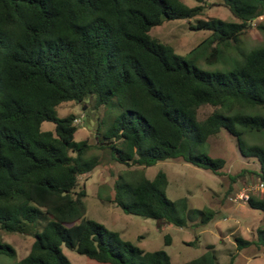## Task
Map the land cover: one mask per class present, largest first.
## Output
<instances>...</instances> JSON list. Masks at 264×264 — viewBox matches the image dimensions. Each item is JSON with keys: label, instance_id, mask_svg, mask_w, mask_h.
<instances>
[{"label": "trees", "instance_id": "1", "mask_svg": "<svg viewBox=\"0 0 264 264\" xmlns=\"http://www.w3.org/2000/svg\"><path fill=\"white\" fill-rule=\"evenodd\" d=\"M195 1L0 0V229L33 238L17 264H72L62 246L108 264H171L165 250L145 251L85 217L86 189L78 180L100 163L97 155L86 157L92 146L125 166L181 157L219 173L225 159L209 155L205 144L224 129L241 156L257 159L264 182V145L245 138L264 133V45L243 51L239 44L264 14V0H217L238 21L209 17L190 25L210 30L203 40L209 61L228 47L241 56L225 71L201 69L148 33L164 19L202 14L204 0ZM256 26L264 35V23ZM86 100L103 108L93 144L74 139V114L56 111L63 102ZM206 104L214 109L199 119ZM43 121L54 129L42 130ZM166 185L162 170L151 179L142 169L126 170L108 200L154 219L157 228L213 217L212 210L188 207L186 198L170 199ZM246 203L264 213V194H249ZM255 237L264 246V228ZM235 242L237 249L253 243L241 236ZM0 254L13 256L15 249L0 240ZM216 262L207 251L183 264Z\"/></svg>", "mask_w": 264, "mask_h": 264}, {"label": "rangeland", "instance_id": "2", "mask_svg": "<svg viewBox=\"0 0 264 264\" xmlns=\"http://www.w3.org/2000/svg\"><path fill=\"white\" fill-rule=\"evenodd\" d=\"M181 1L188 6L196 4L195 0ZM216 2L204 0L202 14L188 19H164L160 24L151 26L148 33L170 45L177 54L193 59L201 69H231L241 60L237 51L232 47L224 48L217 60L209 61L207 57L210 48L203 40L210 35V30L190 28L198 18L218 17L226 21H238L227 7ZM258 23H264V14L253 19L250 27L240 35L239 44L243 51L264 45V35L256 26ZM213 109V106L207 104L200 106L198 118H204ZM56 111L59 116L72 113L79 119L74 133L75 140L86 138L91 144L94 143L96 123L103 115L102 107L95 109L92 101L88 100L68 101L59 104ZM261 111L264 112V108ZM41 129L53 130L54 124L43 121ZM245 138L249 143L264 145V133H246ZM205 149L209 155L225 159L219 173L194 166L181 157L159 160L147 167L125 166L113 160L108 150L92 146L86 152V157L97 155L100 163L78 180V186L84 185L86 189L83 198L85 217L117 231L121 238L145 251L165 250L171 264H183L207 251L215 254L216 264H264V246L254 243L255 229L264 228V213L250 208L245 197L249 194H264V182L257 176L259 162L254 157L241 156L235 138L224 129L208 138ZM132 169H142L150 179L159 170L164 171L167 176L165 193L170 199L186 198L188 207L212 210L213 217L204 224H194L187 220L185 226L165 224L157 228L152 218L125 213L108 198L113 194L116 176ZM166 234L170 236L169 242L165 240ZM236 236L252 240L253 243L237 249ZM0 240L15 249L13 256L0 254V264H17L28 253L33 238L0 229ZM209 245L212 247L209 248ZM62 250L72 264H108L90 259L65 246H62Z\"/></svg>", "mask_w": 264, "mask_h": 264}, {"label": "built area", "instance_id": "3", "mask_svg": "<svg viewBox=\"0 0 264 264\" xmlns=\"http://www.w3.org/2000/svg\"><path fill=\"white\" fill-rule=\"evenodd\" d=\"M79 122V119L78 118H75L74 119V123L77 124ZM262 185V184H261ZM246 199H247V195H245Z\"/></svg>", "mask_w": 264, "mask_h": 264}, {"label": "water", "instance_id": "4", "mask_svg": "<svg viewBox=\"0 0 264 264\" xmlns=\"http://www.w3.org/2000/svg\"><path fill=\"white\" fill-rule=\"evenodd\" d=\"M83 109L85 108V106L82 107Z\"/></svg>", "mask_w": 264, "mask_h": 264}]
</instances>
